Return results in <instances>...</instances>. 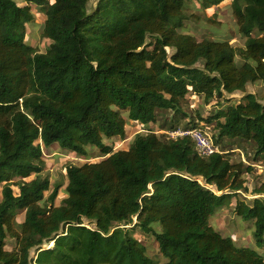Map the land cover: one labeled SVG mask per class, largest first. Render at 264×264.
Segmentation results:
<instances>
[{
    "label": "trees",
    "instance_id": "trees-1",
    "mask_svg": "<svg viewBox=\"0 0 264 264\" xmlns=\"http://www.w3.org/2000/svg\"><path fill=\"white\" fill-rule=\"evenodd\" d=\"M192 1L202 9L231 2L245 46L183 33ZM89 2L0 0V264H159L137 228L156 240L163 264H264L256 249L210 224L215 208L236 198L234 211L253 221L264 244V197H241L251 167L223 151L200 156L191 138L151 129L169 111L159 128L181 127L190 94L206 103L232 98L199 117L201 126L215 121L216 144L251 142L264 158V103L247 92L264 82V0H98L92 11ZM32 6L52 40L46 52L26 41ZM237 91L244 94L233 101ZM128 122L145 130L128 148L109 145L130 140ZM55 144L86 159L98 149L101 157L66 167L59 205L62 184L42 175L45 149ZM254 192L264 195V182Z\"/></svg>",
    "mask_w": 264,
    "mask_h": 264
},
{
    "label": "rangeland",
    "instance_id": "rangeland-1",
    "mask_svg": "<svg viewBox=\"0 0 264 264\" xmlns=\"http://www.w3.org/2000/svg\"><path fill=\"white\" fill-rule=\"evenodd\" d=\"M97 2L98 0H90V11L96 7ZM32 9L35 13V20L26 26V41L28 44L35 47L39 52H46L50 47L52 40L46 38L43 35L44 17L39 8L32 6ZM187 13L189 18L185 22L184 27L181 29L183 33L191 34L197 40H203L206 38L229 40L230 43L237 48L245 46L246 38L243 37L239 32L237 19L233 14L231 2H224L219 6L202 9L198 1H192L188 3ZM151 39L152 37L148 39V42ZM168 50L170 52L172 51L171 48H168ZM238 60L240 63L243 62L241 57H238ZM247 92L255 93L264 103V82L248 84ZM243 94V92L237 91L236 93L232 94L233 96H228H232L234 101L239 100ZM231 99L225 98L218 104L216 101L206 103L202 97L190 94L183 103L184 114H180L179 117H177L180 120V126L184 127L186 123L189 122V120L195 121L194 123H191V127L201 126L202 123L199 117L211 116L222 109H226V107L232 103ZM172 117V111L160 114L158 124L153 125L151 129H157V133L164 134L165 137L169 138V135L165 131H170L172 129L168 128L167 130L160 132L161 129L159 127L163 125L166 120H168L167 123L169 124ZM141 127L143 130H145V127L141 126V123L128 122L125 127V137L130 139V137H132L134 134L142 131V129L140 130ZM205 128L212 134L214 140L216 141V122L213 121L209 123V125H205ZM121 139L122 137L107 140V143L112 145L114 148H128L133 138H131L128 142H122ZM237 143L241 145V149H233ZM217 145L219 146L220 150L226 153V155L232 161L243 162L246 167H251V169L248 170L244 175L246 181L245 185L248 187V192L242 190L241 197H245L246 199H253L254 197L258 196L264 197V195L254 194V190L264 182V158L262 154L257 153L255 146L251 142L238 141L227 137L220 140V143H217ZM45 150L47 166L42 175L48 177L52 184L56 182L62 184L59 197L56 201L57 205H59L66 197L65 189L68 183L66 167L69 164H83L90 160L97 161L101 158L99 157L100 152L98 149H94L91 155L95 157L93 159H86L75 156L70 151L62 149L57 144H55L52 148ZM199 180L201 183L206 185V182L203 178H199ZM208 187L218 192L215 186ZM13 189L15 193L19 192L17 186H13ZM1 190L2 185H0V198L2 196ZM50 191L46 193V196L49 195ZM235 205L236 198H233L232 200L227 201L224 205L215 208V212L210 218V224L215 230L221 232L224 236L231 237L236 245L252 247L264 256V244L260 246L256 243L254 232L255 225L253 221L237 215L234 211ZM23 219V213H19L16 216V221L18 223H20V221ZM85 224L88 226H93V224L89 223L87 220H85ZM129 227H131V225ZM134 233L135 236L147 246L148 253L154 260H156L159 264H163L166 261L165 256L159 252L158 244L152 236L145 235L139 228L135 229ZM7 245L9 249H14L16 247V239L8 237ZM43 248H48V243L44 244ZM31 255L33 257L37 256L35 249L32 250Z\"/></svg>",
    "mask_w": 264,
    "mask_h": 264
},
{
    "label": "built area",
    "instance_id": "built-area-1",
    "mask_svg": "<svg viewBox=\"0 0 264 264\" xmlns=\"http://www.w3.org/2000/svg\"><path fill=\"white\" fill-rule=\"evenodd\" d=\"M162 131L163 130L160 132ZM165 132L169 135V138L173 139H177L179 137L191 138L195 143L197 153L200 156L207 157L216 152H222L219 146L215 143L212 134L203 126L193 128L179 127Z\"/></svg>",
    "mask_w": 264,
    "mask_h": 264
},
{
    "label": "bare ground",
    "instance_id": "bare-ground-1",
    "mask_svg": "<svg viewBox=\"0 0 264 264\" xmlns=\"http://www.w3.org/2000/svg\"><path fill=\"white\" fill-rule=\"evenodd\" d=\"M53 245H54V242L49 243V244H48V247H52Z\"/></svg>",
    "mask_w": 264,
    "mask_h": 264
},
{
    "label": "water",
    "instance_id": "water-1",
    "mask_svg": "<svg viewBox=\"0 0 264 264\" xmlns=\"http://www.w3.org/2000/svg\"><path fill=\"white\" fill-rule=\"evenodd\" d=\"M136 220H137V217L135 218V222H136ZM54 244H55V242H54Z\"/></svg>",
    "mask_w": 264,
    "mask_h": 264
}]
</instances>
